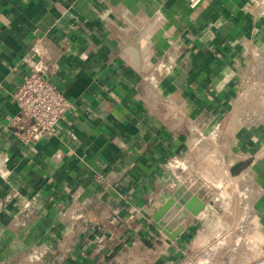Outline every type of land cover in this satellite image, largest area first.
Here are the masks:
<instances>
[{
    "label": "crops",
    "instance_id": "obj_1",
    "mask_svg": "<svg viewBox=\"0 0 264 264\" xmlns=\"http://www.w3.org/2000/svg\"><path fill=\"white\" fill-rule=\"evenodd\" d=\"M189 1L0 0V264H185L203 211L174 241L152 214L179 184L207 209L218 181L217 215L264 252V0ZM36 43L71 107L25 144L12 93Z\"/></svg>",
    "mask_w": 264,
    "mask_h": 264
},
{
    "label": "built area",
    "instance_id": "obj_2",
    "mask_svg": "<svg viewBox=\"0 0 264 264\" xmlns=\"http://www.w3.org/2000/svg\"><path fill=\"white\" fill-rule=\"evenodd\" d=\"M198 1L190 0L189 3L194 6ZM21 60L26 65L27 72L12 93L17 112L11 120V125L14 135L21 142L32 144L57 132L58 122L70 109L71 102L47 78L46 75L56 73L58 65L51 61L41 43L34 44L31 54L23 55ZM172 164L182 169L188 167L178 159H174ZM22 212V225H26L35 214L34 202L31 199L23 204ZM71 218L74 220L75 216Z\"/></svg>",
    "mask_w": 264,
    "mask_h": 264
},
{
    "label": "rangeland",
    "instance_id": "obj_3",
    "mask_svg": "<svg viewBox=\"0 0 264 264\" xmlns=\"http://www.w3.org/2000/svg\"><path fill=\"white\" fill-rule=\"evenodd\" d=\"M215 185H222V182H215V184L210 187L208 198H210L211 201L208 208H205L206 210L202 212L205 217L200 220L203 233L208 236V241L205 246L198 248L199 250L195 252L193 258L189 259L185 264H227L229 256L227 254L223 255L222 252L217 253L220 246L224 247L225 242L227 245L230 244V246H233L234 251H236L234 252L235 258L230 264L259 263L264 259V252L258 251L256 248L257 251H252L251 255H249L250 253L248 250L249 234H252L253 224H250L244 215H240L238 212H236V215H217V213L222 212L225 206L221 204L218 205V203L215 204L213 201V198L215 199ZM242 209L243 205H241L240 208L237 206L238 211ZM218 242L219 245L217 249L215 245Z\"/></svg>",
    "mask_w": 264,
    "mask_h": 264
},
{
    "label": "water",
    "instance_id": "obj_4",
    "mask_svg": "<svg viewBox=\"0 0 264 264\" xmlns=\"http://www.w3.org/2000/svg\"><path fill=\"white\" fill-rule=\"evenodd\" d=\"M206 203L185 184H179L152 214L153 225L174 241L184 229L183 220L197 216Z\"/></svg>",
    "mask_w": 264,
    "mask_h": 264
},
{
    "label": "bare ground",
    "instance_id": "obj_5",
    "mask_svg": "<svg viewBox=\"0 0 264 264\" xmlns=\"http://www.w3.org/2000/svg\"><path fill=\"white\" fill-rule=\"evenodd\" d=\"M144 37V36H143ZM143 41V40H142ZM142 45V42H141V44H140V46ZM217 233H221V232H217ZM217 236V235H216ZM221 242V241H220ZM221 243H223V242H221ZM221 247V246H220Z\"/></svg>",
    "mask_w": 264,
    "mask_h": 264
}]
</instances>
